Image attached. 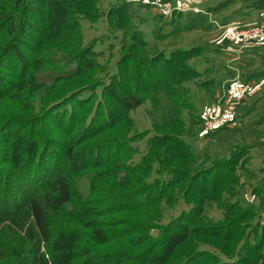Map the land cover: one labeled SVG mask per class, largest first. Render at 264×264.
<instances>
[{
  "label": "rangeland",
  "instance_id": "1",
  "mask_svg": "<svg viewBox=\"0 0 264 264\" xmlns=\"http://www.w3.org/2000/svg\"><path fill=\"white\" fill-rule=\"evenodd\" d=\"M97 1L93 8L76 0H63L62 3L59 0H0V231L5 234L10 229L17 233L19 247L27 242L20 240L24 239L25 231H15L9 221L15 214V206L20 209L19 218L27 230L30 219L24 221L23 202L29 194L28 189L36 187L39 190L42 182L55 174L68 172L77 204L102 199L90 210L97 212V218L103 222L99 228L115 237L111 240L113 243L103 246L102 252H115L123 244L134 254L144 257L142 260L111 259L106 264H220V261L234 260L228 257L239 254L238 245L234 248L233 243L221 240L223 233L215 231V227L222 225L223 212L238 206L252 214V232L260 231V225L264 226V197L257 193L261 187L264 193V186L257 182L249 186L242 183L236 186L235 195L231 197L232 194L224 191L228 185H220L223 189L218 188L217 194L222 192L223 195L216 200L208 195L210 179L217 170L208 177L204 168L213 163L215 157H228L243 144H250L251 136L247 134L253 132L235 129L208 137L203 115L205 110L219 105L224 96V88L219 87L223 74L199 72L198 78L187 83L191 102L183 104L181 98L187 95H178L179 101L175 103L173 99L169 104L154 91L156 84L161 83V64L157 59L143 67L138 63L157 58L168 48L193 47L202 43L206 36L187 31L163 41L158 10L149 4L128 2L131 0L127 1L128 9H122L126 14L123 15L125 28L122 26V32L113 34L109 31L107 14L117 3L126 0ZM78 5H83L85 12L93 16L80 18L82 39L74 34L72 27L75 13L83 9ZM15 13L18 22L14 27L11 18ZM4 14L7 16L1 19ZM129 22L141 34L134 32V37L129 36ZM65 25L68 29L63 31ZM231 26L218 27L217 31L226 40L228 34L249 28L261 27L264 31L260 25ZM64 39L70 51L61 49ZM90 47L97 53L91 62L92 73L57 86L49 85L52 76L63 72L64 68L84 69L85 64L70 66L67 62L75 58L74 50L81 56ZM119 62H122L121 67ZM108 71L110 75L125 71L128 79L127 88L122 86L125 94L141 99L142 105L129 112V121H125L110 99L118 116L113 117L116 119L114 127L108 129L104 120L96 117L98 126L86 129L89 108L96 106L106 93L104 87L96 86ZM255 73L251 70L243 76L248 79ZM87 87L96 88L84 95V98H92V106L79 99L82 92L76 93ZM117 93L110 92L111 98L117 99L124 94ZM66 97H69V104H56ZM68 106L75 112L72 119ZM260 107L264 108V103L253 104L250 110ZM252 118L247 119V123ZM180 139L188 145L186 152L194 155L189 157L180 152ZM93 147H98L97 158L92 153L88 160L77 161L79 153L80 156ZM252 152L262 155L260 150ZM257 160L250 163V170L260 176L262 170ZM143 171L145 178L141 177ZM220 173L221 177L223 170ZM238 176L240 180L245 178L242 171ZM107 197L108 201H104ZM94 220L92 216L80 218L75 223L64 216L54 219L51 239L49 242L41 240L40 250L32 263L44 264L43 260H50L46 249L50 245L53 252L60 253L65 264H79L82 254L77 253L85 245L83 239L94 240L103 235ZM107 220L111 222L106 223ZM110 223H117L120 228ZM248 231L246 228L245 235ZM8 235L6 233L5 237ZM26 238L32 239V243L38 241L33 228ZM214 253L219 257H214ZM236 261L261 263L260 260Z\"/></svg>",
  "mask_w": 264,
  "mask_h": 264
},
{
  "label": "trees",
  "instance_id": "2",
  "mask_svg": "<svg viewBox=\"0 0 264 264\" xmlns=\"http://www.w3.org/2000/svg\"><path fill=\"white\" fill-rule=\"evenodd\" d=\"M79 2H83L86 5H91L92 7L96 6L98 4L97 0H76ZM59 2H63V0H59ZM242 3V8L239 10H236L235 13H243L245 10L252 11V10H264V0H224V2L219 6L218 10L224 8L225 6H228L230 4L235 3ZM130 4H127V1L119 2L113 8L108 12V19L107 23H109V31H111L113 34H116L117 32L121 31L120 27L126 26V20L123 18L122 9L125 11V7L128 9ZM78 8H83V5H78ZM93 7V8H94ZM97 9V8H96ZM9 11H7L8 13ZM11 13V12H10ZM89 15V18H92V14L85 12L84 8L78 10L75 13V20L72 23V27L74 28V34L78 36L79 39H82V36L79 35L80 28L79 24L81 21V17H86ZM7 14H4L1 19L5 18ZM18 14H13L11 18V25L16 26L18 22L17 18ZM226 19V18H225ZM224 19V20H225ZM129 25L131 26L128 30L127 34L129 33L131 37H134L135 33H140V30L137 28L135 30V25L131 24L129 22ZM129 27V26H128ZM68 29V26H64V29ZM12 31V29L10 30ZM68 34L69 31L66 30ZM122 32V31H121ZM12 35L14 33L11 32ZM43 34V33H42ZM41 34V35H42ZM81 34V33H80ZM39 40V39H38ZM36 41V40H35ZM41 41V40H39ZM67 40H62L63 45L61 46L62 50L70 51L71 48H68L67 46ZM213 46H210L209 44H202L193 46L189 49H175L172 50L169 54L162 51L161 55L157 58H148L139 60L138 63L141 65V67L145 66L147 63L152 62L154 59H157V62L161 64V83H157L155 87V93L161 97V100H166V103H172L173 99L174 102L179 101L178 95H187L186 97L181 98V100L184 102L183 104H188L191 102L192 97L190 95V89L187 87V83L191 82L193 79L198 78L200 76L199 71L197 68L191 64L192 59L200 56L203 52V55H206L204 53L209 52L212 50ZM75 51V50H74ZM73 54L76 55L75 58L69 60L67 63H70L71 65H83L85 64V68H64L63 72H59L52 76L51 80L52 83L49 84L52 86H57L60 83L64 81H68L69 79H74L81 77L86 74H90L94 70V66L91 64L94 57L97 55L95 52V49L93 47H90L87 52L83 53L81 56H77L79 52H74ZM44 59V57H43ZM88 63V64H87ZM122 62H119V67H121ZM138 66V65H137ZM76 67V66H75ZM139 67V66H138ZM142 70L141 68H139ZM167 71V72H166ZM107 77V78H106ZM127 73L125 71H118L115 74H111L108 71L105 75V77H100V85L96 86L98 87H104L106 93H103L102 100H98V103H96V106L90 107L89 109V115L86 118V129L87 127L93 125L98 126L95 124L96 117L97 119H101L108 129L110 127H114L113 125L116 123V119L113 118L117 116L116 111L114 107L109 103V100L111 99L117 107V110L121 113V116L124 117L125 121H129L128 113L131 111L136 110L142 105V100L139 98H136L132 94H125V89L127 83ZM91 86V85H90ZM123 86V87H122ZM95 87L92 88L93 90L96 89ZM92 89L90 88H82L76 91V93L82 92L78 97L87 106L92 104V98H84V95L91 92ZM118 92L123 95L119 96L117 99L111 98L110 92ZM128 92V91H127ZM75 93V94H76ZM117 93V94H118ZM116 94V93H115ZM127 95V96H124ZM69 97L64 98L59 103H56L57 105L61 103L69 104L68 102ZM110 100V101H111ZM168 100V101H167ZM65 104V105H66ZM56 105V106H57ZM92 106V105H91ZM184 106V105H183ZM68 111L70 114V119L74 118L75 112L68 106ZM177 111V110H176ZM177 113V112H176ZM182 115V113H181ZM118 117V116H117ZM77 123V122H76ZM227 127H223L219 130H217L215 133L209 134L210 136H216L222 131H226ZM256 131V130H255ZM257 132V131H256ZM179 143V150L181 153H183L185 156H192L193 153H187L186 150L188 149L187 143L184 141V139H180L178 141ZM130 148V147H129ZM250 149H252V146L250 145H242L238 149L233 150L230 156L223 157V158H217L215 157L210 165L207 164V166L204 168V172L207 173L208 177L209 174L215 170V174L211 177V191L210 195H208L210 198L218 199L219 195H223L221 192L220 194H217L218 188L221 190L223 189L220 185H228L226 188H224V191L226 190V193L231 195L233 197L235 195V189L236 186L241 184L240 179L238 177V172L242 171L243 173H250L247 169L248 166V154L250 152ZM190 152H192L190 150ZM96 154V158L98 157V147H93L88 151H83L81 155L77 156V161L84 162L88 160L87 158L92 154ZM188 154V155H187ZM209 160V159H208ZM96 161V160H95ZM110 164V163H108ZM145 168V167H142ZM223 170L222 180L220 177V172ZM239 170V171H238ZM199 175V174H198ZM249 177H252V175L248 174ZM142 178H145V172H142L141 175ZM194 177V175H193ZM197 177V176H196ZM220 180L216 181V180ZM209 183V179H207ZM264 186V182L260 183V186ZM259 192L257 194L262 195L264 197V193L261 191L263 188L258 189ZM158 191V190H157ZM256 192V189H254ZM28 196L23 202V208L25 209V220L30 219V226L27 228L24 227L23 223L21 222V219L19 218V211L20 209L15 206L14 208V215L9 218L10 222L13 224L14 230L16 231H25L24 232V239H20L21 241H27L23 242V245L21 247L18 246L16 243V239L18 240L19 236L17 233L12 232L10 229L5 231V234L7 235L10 233V236L8 235L5 237L4 232L0 231V264H33L32 259H35L36 254L40 250L39 243H41V240H45L46 242H49L52 236V225L54 222V219L58 218L59 216H64L67 221L70 222H76L78 219L83 217L92 216L95 218L94 222L96 223V228L103 233V235L99 236L98 238L94 240H88L83 239L82 244L85 243L83 247H81L77 254L81 253V261L79 264H106L109 260H142L144 259L141 255H136L133 252H131L126 245L120 244L119 247H117L112 253H104L103 246L109 245L113 243L111 240L115 239L114 236L107 235L106 229L99 228L102 227L101 223L102 221H99V218H97V212H92L90 209L94 205H98L100 202H102V199H98L95 201H88L85 203L77 204L75 197L76 192L73 190V183L70 180V175L68 172L58 173L55 174L51 179L46 180L42 182L41 188L38 190V188L33 187L28 189ZM229 192V193H228ZM151 193V192H149ZM147 195V194H146ZM115 197V196H112ZM109 197L105 198L104 201H108ZM224 213L223 223L220 226L215 227V231L223 233L220 238L221 240L226 241V243H232L234 244V248L236 245H238L237 253L234 257H228V259L231 260V258H234V260L231 261H220V264H242V261H236V260H243L245 263L248 260H260L261 263L264 264V226L260 225V231L258 232H252L254 224L252 223L253 216L252 214L247 211L239 208L236 206V208H228L226 212ZM260 214V213H259ZM101 215V214H100ZM254 221V220H253ZM111 222V220H107L106 223ZM104 225V224H102ZM110 226L114 228H120L119 224L117 223H110ZM11 228V227H8ZM33 228V230L38 235V241L36 243H32V239H27L26 235L28 234V231H30ZM248 228V232L245 230ZM125 230V228H122ZM119 240V239H117ZM238 243V244H237ZM50 247V245H48ZM47 246V247H48ZM46 248L48 251V254L50 255V260H43L44 264H65L62 260V257L59 252H53V250L50 248ZM119 250V251H118ZM34 254V255H33ZM222 254V253H221ZM32 255V256H31ZM214 257H219L218 254L214 253ZM47 258V257H46ZM49 258V256H48ZM190 262L191 260H187ZM263 261V262H262ZM249 262H247L248 264ZM260 263V264H261ZM128 264V263H127ZM189 264V263H188ZM250 264V263H249ZM252 264V263H251Z\"/></svg>",
  "mask_w": 264,
  "mask_h": 264
},
{
  "label": "crops",
  "instance_id": "3",
  "mask_svg": "<svg viewBox=\"0 0 264 264\" xmlns=\"http://www.w3.org/2000/svg\"><path fill=\"white\" fill-rule=\"evenodd\" d=\"M128 2L135 5L138 3L139 5L142 4L139 0ZM165 2L169 4V7H161V10L153 4H149L158 10L159 16L161 15V40L164 41L169 37L179 36L187 31L201 33V35L206 36L201 41L202 43L197 45L209 44L213 46L212 50L204 53L206 55H203L202 52L200 56L196 57V60L195 58L192 59L191 64L200 73L211 72L215 76L217 73L223 74L219 87L222 86L225 93L217 106L227 112L232 117V121L224 126L225 128L227 127V130L222 132L225 133L235 129L251 130L253 132V134H247L251 136L249 137L251 143L243 144L253 145L248 154L247 169L250 173L242 172L245 178L243 177L244 179L240 180V182L247 186L256 182L263 183L264 136L261 139V135H264V122L262 123L264 120V108L250 109L253 104L264 103V37L251 44L230 42L218 33L217 28L221 26L230 27L232 24L234 25L231 27L260 25L264 28V16H261V14H264V10H245L242 14H236L235 11L242 8V3L238 2L217 11L224 0H165ZM235 6L236 8L233 9L232 7ZM217 15H221V17ZM172 25L174 27L171 28L170 26ZM175 49L182 48H168L163 51L169 54ZM251 70L256 71V73L251 74L248 79L244 78L243 74ZM250 118H252V121L247 123V119ZM256 136H260V139H257ZM253 150H260L262 155L253 153ZM255 159H258L257 161H259L262 170L260 176L255 171L250 170V163L253 164ZM248 174L252 175V177H249Z\"/></svg>",
  "mask_w": 264,
  "mask_h": 264
},
{
  "label": "built area",
  "instance_id": "4",
  "mask_svg": "<svg viewBox=\"0 0 264 264\" xmlns=\"http://www.w3.org/2000/svg\"><path fill=\"white\" fill-rule=\"evenodd\" d=\"M142 3L153 4L156 8L161 10V7H169V4L165 0H139ZM264 16V14H261ZM264 37V31L261 27L249 28L247 30H241L237 33L228 34L227 39L229 41L239 42L243 44L254 43ZM205 131L207 133L215 132L222 127L228 125L232 121V117L220 106H216L212 109H207L203 115Z\"/></svg>",
  "mask_w": 264,
  "mask_h": 264
}]
</instances>
